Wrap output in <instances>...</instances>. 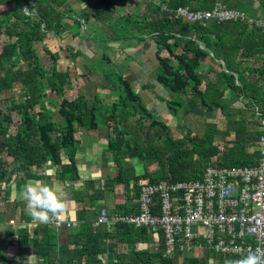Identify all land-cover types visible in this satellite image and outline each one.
I'll list each match as a JSON object with an SVG mask.
<instances>
[{"label": "trees", "instance_id": "obj_1", "mask_svg": "<svg viewBox=\"0 0 264 264\" xmlns=\"http://www.w3.org/2000/svg\"><path fill=\"white\" fill-rule=\"evenodd\" d=\"M85 1L86 5L80 7L78 0H0V6L10 7L0 18V37L12 39H0V71L5 70L0 80V166L5 165V158L9 157L15 171L28 179L34 177L30 172L32 167L41 168L49 161L59 166L63 156H67L70 169L61 178L76 180L75 154L79 143L75 133L78 129L93 131L100 125L105 126L110 131L107 150L112 152L117 168L109 185L123 186L127 191L132 182L131 194L126 196L133 200L132 205L118 207L119 214H127L136 212L134 201L142 181L199 180L205 168L211 165L256 163L260 132L258 128L248 132L243 118H234L233 138L224 139L222 147L215 138L216 125L207 124L200 135H192L181 124L195 107L209 113L217 111L224 118L233 114L239 117L245 111L254 115L256 108L264 112V25L247 19L223 23L188 22L175 14L179 7L210 10L216 3L243 12L241 0H135L132 4V0ZM259 2L264 6V0ZM120 7L126 12L114 16ZM106 13L111 15L105 18L110 22L104 30L101 24ZM86 25L90 27L88 31ZM81 28L87 32L85 36L92 43L93 54L108 43H118L115 48L108 45L109 50H106L113 56L120 50L118 58L103 53L98 59L107 68L94 66L91 69L110 82L108 96L114 99L108 107L102 104L95 87L88 83L72 100L61 97L54 112L47 107L52 102L47 93L62 95L70 86L69 73L57 69L59 56L47 48L44 51L51 62L49 69L43 67L34 44L43 42L51 31L59 36L76 37ZM135 46L133 53H148L155 62L153 79L168 93L164 103L168 114L177 122L180 138L171 137L169 128L147 109L124 77L128 67L122 68L123 56L128 55L125 52L128 47ZM162 52L166 56H162ZM74 56L70 51V60ZM3 59H9L7 67ZM244 63L246 66L242 67ZM15 69L18 76L13 75ZM17 82L21 90L10 99L5 98L19 118L14 134L10 135L12 120L4 111L1 95L3 91L13 90ZM226 92L235 96L233 103L228 104ZM132 116H138L134 120L138 130L146 121V136L153 129L165 131V141L172 146L169 151L164 149L160 134L156 140L149 138L142 144L133 141L127 123ZM121 124L124 126L120 127ZM248 146L253 147L251 152L247 151ZM131 159L144 166L142 174H135L133 166L125 164ZM148 163L156 167L153 173L148 172ZM47 229L44 226L33 242V253L40 257L37 264H209V261L226 264L242 258L216 255L207 249L202 256H182L176 252L172 257H163L161 231L151 235L144 228L135 229L125 223H114L110 227L83 223L65 236L76 246L74 249L69 248V241L60 246L62 231L49 234ZM148 240L153 244L144 246Z\"/></svg>", "mask_w": 264, "mask_h": 264}, {"label": "built area", "instance_id": "obj_2", "mask_svg": "<svg viewBox=\"0 0 264 264\" xmlns=\"http://www.w3.org/2000/svg\"><path fill=\"white\" fill-rule=\"evenodd\" d=\"M175 14L188 22L247 19L264 25V19H250L244 12L219 3L210 10L179 7ZM253 116L260 132L255 164L211 165L199 180L142 181L134 201L136 212L108 217L101 209L93 226L125 223L144 228L151 235L161 231L163 257L176 252L202 256L205 249L216 255L242 257L250 250H264V112L256 108ZM52 224L55 228L74 225L61 217Z\"/></svg>", "mask_w": 264, "mask_h": 264}, {"label": "crops", "instance_id": "obj_3", "mask_svg": "<svg viewBox=\"0 0 264 264\" xmlns=\"http://www.w3.org/2000/svg\"><path fill=\"white\" fill-rule=\"evenodd\" d=\"M241 2L244 5L243 12L250 19L257 18L254 15H249V12L255 11V13L260 12V14L264 12L262 4L258 3L257 0H241ZM255 7L262 9V12ZM70 36L72 39L75 38ZM245 66L244 63L242 67ZM147 67V65L133 62L129 70L127 68V71L124 72L129 74L139 72L146 77L148 74ZM124 77L130 82L131 79L129 80L128 75L124 74ZM140 85H144L143 82ZM155 87V92L158 95L157 87L159 86L155 85ZM141 89L144 90L145 88ZM159 89L168 95L162 87ZM225 96L228 104L235 100L233 99L235 96L228 92ZM198 111L211 118L212 113H206L200 107H195L190 113L197 114ZM250 112L240 113L239 118L245 120L248 132H255L257 131V122L254 120L253 112ZM214 115V118L219 117L217 112ZM209 123L216 125L215 119ZM75 134L79 143L75 154L78 175L76 180L61 178V175L67 174L70 169L67 156H63L59 166H54L49 161L41 168L32 167L30 172L34 177L28 179L23 173L15 171L9 157L5 158V165L0 166V264H37L40 262V257L33 253V242L41 235L38 233L44 226L48 228L45 231L49 234H56L58 231L63 232L59 242L60 246L63 247L70 240L66 239L65 236L72 234L83 223L89 222L94 227L93 222L101 209H105L108 217H111L120 215L121 209L119 210L118 207L123 204L127 205L128 208L132 205L133 200H128L126 197L129 193L131 194L132 182H130L127 191L124 190L123 186L109 185L111 184L110 179L117 172V168L114 165L112 152L107 150V143L110 138L107 127L100 125L98 129L93 131L78 129ZM246 149L251 152L253 147L248 146ZM29 181H44L50 185H61L68 193V209L66 213L61 215V219L74 225L69 227L62 225L55 228L52 223L45 224L34 220L26 209V202L21 197V190ZM69 244H71L70 249L76 248L72 242L69 241ZM60 246L58 245V247ZM104 247L101 245V248Z\"/></svg>", "mask_w": 264, "mask_h": 264}, {"label": "rangeland", "instance_id": "obj_4", "mask_svg": "<svg viewBox=\"0 0 264 264\" xmlns=\"http://www.w3.org/2000/svg\"><path fill=\"white\" fill-rule=\"evenodd\" d=\"M78 1L81 2L79 5L80 7H84L86 5L85 0H78ZM257 1L259 3V0H257ZM130 2H131L130 4H132L133 2H136V1L132 0ZM255 4L257 5V3H255ZM261 6L264 9V6L263 5H261ZM255 8H259V7H255ZM9 9H10V7H8L6 5L0 6V18L4 17ZM260 10L262 12V9H260ZM125 12L126 11L122 7H120L114 16H120L121 14H123ZM249 13H250L249 15H252V16L254 15L257 18L254 20H263L264 19V12L261 14H260V12L255 13V11H252ZM109 15H111V13H106L102 19L103 24H101V25H102L104 30H105V25L109 24V22H110L109 20H105V18ZM68 22H70V21H68ZM65 26L66 27L68 26L67 22H65ZM86 26L88 28L87 29V31H88L90 27L88 25H86ZM75 28H76V26H75ZM83 29L81 28L79 35H77L74 39H72L69 34H67L65 36H59V35H57L51 31V32L46 34V38L44 39L43 42H41V43L37 42L34 44L36 54H37L38 59H39V61L43 67L49 69L50 62H51L50 58L48 57V55L44 51V48H47L50 52L57 54L59 56L57 69L62 70V71L66 70L69 73L70 86H68L65 89V91L62 95L57 96V95H54L50 92L47 93V97L52 101L51 104H49L47 107L54 112L58 108V103H59V100L61 99V97H65L67 99L72 100L73 98H75L77 96L78 90L85 88L88 85V83H91L95 87L94 91L99 94V97L101 99L102 104H104L108 107L110 100L114 99L113 96H110V97L108 96L109 88H110V82L106 81L103 78V76L100 74L95 75L91 71V69L94 66H96V67L102 66L103 69H106L107 66L104 65V63L100 60V58L98 59V56H100L103 53H105L106 55H109V56L112 55V53H109V51H106L107 49L109 50V47H107V46L111 45V46H114V48H115V46H117L118 43H108V44L104 45V47L99 48L97 50V52L95 54H93L91 51L92 43H91L90 39L87 36H85L87 32H85ZM106 33L109 34L107 31H106ZM2 38L4 40H7V41L12 40V39H9L7 37H0V39H2ZM132 43L134 44V42H132ZM67 48L69 50H67ZM150 49L151 50L153 49L152 45L150 46ZM135 50H136V46H135V48L128 47L126 49L125 52L128 55L123 56V60H122V63H123L122 66L123 67L122 68L128 67V70H129V67H130L132 61L135 59V62H138L140 64H144V65L148 66L146 69L148 71V74L146 75L147 78L139 72L138 73H136V72L130 73V74L128 72H124V74L128 75L129 80L131 79L133 81L132 82L130 80L131 85L135 89L136 93H138L139 96L141 97V99L144 101L147 109L153 115H155L158 118V120L163 122L169 128L171 137L174 139L180 138L181 134H180L179 130L176 128L177 122H176L174 117H172L168 114L165 103H164V100L168 99V95H166V93L164 91L159 89V87L161 88V86L158 83H156L153 79L152 69L154 68V65H155L153 58H151V57L149 58L148 53L135 54V53H133V52H135ZM70 51L73 52L75 55L73 57L74 58L73 60H70V58H69ZM120 54H121V51L118 50L114 56L112 55L113 57L112 56H110V57H112L113 59L115 57L118 58L117 56ZM161 55L166 56V53L162 52ZM2 61H3L4 66L7 67V65L9 64V59H3ZM125 71H127V70H125ZM4 72H5V70L0 71V80H2L4 78ZM13 75L18 76V72H16V69H15V72H13ZM81 75L85 76L87 78V81L85 80L86 78H84ZM141 82H143L144 85H140ZM155 85L159 86V87H157L158 95L155 92L156 91ZM21 88L22 87H21L20 83L17 82L14 84L13 90L3 91L2 95H1L2 96L1 103H2V106L4 108V111L7 115H9L11 117V120H12V124L9 126V134L10 135L14 134L15 126L19 122V118H18L17 114L10 109L9 101H7L5 98L10 99L11 97L14 96V93L19 92V90H21ZM140 88H145V89L140 90ZM151 92H153V93H151ZM157 96H158V98H157ZM161 97H162V99H161ZM216 112L215 113L213 112V113L216 114ZM213 113L211 115V118H209L207 115L205 116V114L200 112V111H198L197 114L196 113H194V114L189 113L187 116H185L183 118L181 124L184 127H186L191 132L192 135H200L204 129V126H206L207 124H214V123H209V122H213L215 119L217 131H218V135L215 138H216L217 144L220 147H222V143H223L222 141L224 139L230 140L233 138L234 128H235L234 118H239V117L236 114H233L232 117H230V118H224L221 114H218L217 116H219V117L214 118L215 115ZM137 117L138 116H132L127 121L128 128H129L128 129L129 136H131L132 140L142 144V143L146 142V140L149 138L156 140L158 137L157 135L160 134L161 143L164 142V149L166 151H169V149L172 146L170 143L165 141L166 132L157 128V129H153V130L149 131V136H146L145 134L147 131V124H146L145 120H144L145 124L141 127V129L138 130L136 128V126H134V120ZM239 119H241V118H239ZM123 126H124V124L120 125V127H123ZM107 130L110 134L109 129H107ZM155 130H157V131H155ZM182 130L185 131V128H183ZM112 137H113V135H112ZM156 145L160 146V143L157 142ZM129 163L133 166L136 174H142L143 173L144 166L140 162H138L135 159H131L127 163L125 162L126 165H130ZM155 169H156V167L153 164L148 163L147 170L149 173H153ZM151 244H153V242L148 240L147 244H145L144 246L149 247V245L151 246ZM209 262H210L209 264H215L211 261H209ZM228 262H232V261H227L226 264H228ZM232 264H235V262H232Z\"/></svg>", "mask_w": 264, "mask_h": 264}, {"label": "clouds", "instance_id": "obj_5", "mask_svg": "<svg viewBox=\"0 0 264 264\" xmlns=\"http://www.w3.org/2000/svg\"><path fill=\"white\" fill-rule=\"evenodd\" d=\"M30 216L40 223L58 221L68 209V193L59 184L50 185L44 181H29L22 190ZM232 264V262H228ZM235 264H264V250L248 251Z\"/></svg>", "mask_w": 264, "mask_h": 264}]
</instances>
